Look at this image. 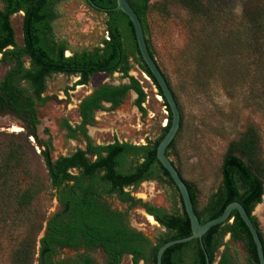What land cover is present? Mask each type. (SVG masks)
<instances>
[{
  "label": "trees",
  "instance_id": "16d2710c",
  "mask_svg": "<svg viewBox=\"0 0 264 264\" xmlns=\"http://www.w3.org/2000/svg\"><path fill=\"white\" fill-rule=\"evenodd\" d=\"M59 1L62 0H0V63L10 64V68L0 78V111L10 112L17 120H21L27 134L31 135L40 147L39 157L45 162L47 175L54 190L53 196L58 205L45 216L38 231L31 237L27 236L22 242L21 239L18 241L19 246L12 252L10 264H96L92 254L95 248H100L104 253L102 264H119L124 254L131 255L132 264H140V260L141 264H157L156 252L161 244L191 233L188 216L182 205L180 211L168 212L161 206L133 197L130 192L124 191L123 187H135L143 180L153 179L170 183L179 196L168 172L156 157L157 144L171 124L170 109L139 55L130 19L121 10L114 9L116 0H92L105 8L103 11L106 13L107 37L101 40L100 46L72 52L70 55H65L68 49L66 41L56 39L53 31V21L58 16L55 5ZM180 1L185 8L202 12L216 0ZM128 2L141 21L146 44L155 60L147 37L149 0ZM253 8L243 5L245 26L234 32V36L241 39V49L233 55L242 60L240 66L245 75L250 74L248 77L244 76L243 82L240 83L255 89L258 85L264 96V0L258 1ZM18 12H22L21 46L15 41L11 25V16ZM235 45L231 44L230 48H235ZM222 48L221 44L215 45L221 69L225 71L227 57ZM246 55L251 59L250 62L245 61ZM24 56L28 58V66L24 64ZM132 61L147 74L162 97L167 111L166 124L156 139L144 144L118 140L93 144L84 125L92 122L93 110L101 107V100L110 102L111 108H114L123 101L129 91H133L136 94L137 108L142 114L146 113L142 105L146 98L144 90L139 81L129 74ZM97 72H119L126 81L115 85L99 84L81 99L78 103L81 123L76 129L80 130L86 142L85 148H76L69 154L54 158L52 136H41L38 128L41 122L38 108L43 106L48 98L44 95L46 78L54 73L77 75L76 84H87L90 77ZM161 72L171 88L164 72ZM172 93L180 112V129L182 113L173 90ZM60 126L67 129V138L77 137L76 130L67 120L62 119ZM24 139L31 148L27 137ZM173 145L174 138L166 149L168 157ZM20 150L21 146H8L0 153V180L8 179L11 183L5 194L12 200V211L16 214L21 210V205L26 206L32 199L28 190L21 193L15 189L12 192V186L16 185L12 184L16 182L14 177L16 172H19L18 169H21ZM88 153L95 155V159H89L86 156ZM72 167L78 168L79 173H71L69 169ZM175 168L179 172L176 166ZM262 177L257 134L252 127H247L239 138L229 142L221 163L219 185L208 196L201 209L196 207L197 199L193 187L186 181L185 183L194 212L201 223L218 216L229 202L241 203L257 228L264 250V240L258 222L252 215L253 208L261 202L264 193ZM112 194L121 203L127 204L128 208L136 205L143 207L165 229L164 236L153 242L142 231L130 227L128 209L112 207L107 201ZM11 220L18 221V218L12 214ZM225 234L229 235L230 240H241L248 253L249 263L259 264L252 236L235 209L231 211L228 220L210 227L203 233L201 240L194 238L167 247L162 253L161 262L206 264L205 250L210 264H213L215 253L223 244ZM64 248L72 250V253L62 255ZM235 259L233 248L225 243L215 264H233Z\"/></svg>",
  "mask_w": 264,
  "mask_h": 264
},
{
  "label": "rangeland",
  "instance_id": "374dc122",
  "mask_svg": "<svg viewBox=\"0 0 264 264\" xmlns=\"http://www.w3.org/2000/svg\"><path fill=\"white\" fill-rule=\"evenodd\" d=\"M258 1L262 0H216L207 10L194 12L185 8L180 0H149V44L182 113V126L174 136L169 158L184 181L193 187L198 210L219 185L221 163L229 142L239 138L247 127H252L257 134L264 182V96L258 85L255 89L240 83L244 76L250 74L245 75L240 66L242 60L233 55L241 49V39L235 37L234 32L245 26L243 5L254 9ZM55 9L58 16L53 21V31L56 39L66 41V54L91 50L100 46L101 40L106 38V13L93 8L86 0H62L56 3ZM11 25L15 41L21 46L22 12L11 16ZM216 44H221L226 53L225 71L218 61ZM231 44H236L235 48H230ZM23 59L28 66V58L24 56ZM245 61H251L248 55ZM9 68L10 64L0 63V78ZM129 74L139 81L144 90L146 98L142 105L146 113L142 114L137 108L133 91H129L117 107L111 108L109 103H103V109L95 111L92 125L87 126L90 137L96 143L118 140L144 144L156 139L162 132L167 111L156 86L133 61ZM77 80V75L62 73L46 78L44 95L48 98L38 108V113L43 127L52 136L53 156L69 154L75 148L84 146L81 141L67 139L59 121L79 122L78 103L83 96L99 84H118L125 82L126 78L119 72H97L87 84H76ZM39 132L43 135L42 130ZM25 137L31 148L27 146ZM17 145L21 146L22 163L14 177L16 182L12 184L16 185L12 186V192L15 189L21 193L28 190L32 199L26 206L21 205L17 214L13 213L12 200L5 194L11 183L8 179L0 180V264H10L11 254L19 246L18 241L21 239L22 242L38 231L45 216L58 206L45 162L39 157L40 147L12 113L0 111V153L8 146L15 148ZM125 189L135 198L161 206L168 212L181 210L177 191L168 182L150 179ZM111 202L114 206L121 205L116 199ZM12 214L17 216L18 221L11 220ZM252 215L264 240V193L261 202L253 208ZM129 218L132 227L141 230L153 242L165 234V229L149 219L139 205L129 209ZM42 231L43 227L40 233ZM222 243L215 253L213 264L225 243L234 250L236 259L233 264H250L241 240H230L225 234ZM70 253L71 250L62 249V255ZM92 254L96 264L103 263L101 249L95 248ZM120 264H132L131 256L123 255Z\"/></svg>",
  "mask_w": 264,
  "mask_h": 264
},
{
  "label": "water",
  "instance_id": "95a60500",
  "mask_svg": "<svg viewBox=\"0 0 264 264\" xmlns=\"http://www.w3.org/2000/svg\"><path fill=\"white\" fill-rule=\"evenodd\" d=\"M87 2L95 9L99 10H105V8L98 6L97 4L93 3L92 0H87ZM114 9H119L122 12H124L128 18L130 19L136 42H137V47L139 51V55L142 58V61L144 62L145 66L149 70L150 74L152 77L155 79L162 95L163 98L165 99L171 113V124L166 131V133L162 136V138L159 140L157 147H156V157L158 161L161 163V165L166 169L168 172L171 181L173 182L174 186L177 188L179 192V198L181 205L186 212L189 223H190V229L191 233L187 236L180 237V238H175L168 240L161 244L156 252V263L157 264H162L161 262V256L163 251L176 243H181L185 241L192 240L194 238H198L201 240V237L203 233H205L210 227L220 224L226 220L229 219L230 213L233 209H235L242 220L244 221L245 225L247 226L253 242L255 244V250H256V255L258 259L259 264H264V250H263V243L261 241V238L258 234L257 228L254 225V223L251 220L250 215L246 212L245 208L242 206L241 203L238 201H231L228 204L225 205L224 209L222 212L214 217L211 218L203 223L199 221V218L197 217L196 213L194 212L193 209V204L190 198V194L187 188V185L183 178L180 176L179 172L175 168L173 162L171 159L167 156L166 154V149L171 142V140L174 138L179 125H180V112L176 103V100L173 96L172 90L169 87L164 75L162 74L159 66L157 65L156 61L154 60L153 56L150 54L148 46L145 41V35L144 31L142 28L141 21L137 15V13L134 11L132 6L129 4L128 0H116V5ZM160 96V95H159ZM161 97V96H160ZM162 99V97H161ZM149 215V214H148ZM151 216V215H150ZM153 218V217H152ZM154 220V219H153ZM231 221V220H230ZM42 235V232L41 234ZM201 242V241H200ZM201 246L203 248V245L201 243ZM204 250V248H203ZM205 258H206V264H210L208 255L204 250Z\"/></svg>",
  "mask_w": 264,
  "mask_h": 264
},
{
  "label": "flooded vegetation",
  "instance_id": "af4514ba",
  "mask_svg": "<svg viewBox=\"0 0 264 264\" xmlns=\"http://www.w3.org/2000/svg\"><path fill=\"white\" fill-rule=\"evenodd\" d=\"M107 37V36H106ZM68 50V49H67ZM66 50V51H67ZM66 51H65V55H68V54H66ZM70 55V54H69ZM109 84H113V83H109ZM115 85V84H114ZM96 87V86H95ZM92 90H93V88H92ZM91 90V91H92ZM91 91L89 92V93H91ZM88 93V94H89ZM129 93V92H128ZM127 93V94H128ZM88 94H86V95H88ZM85 95V96H86ZM84 97V96H83ZM82 97V98H83ZM81 98V99H82ZM81 99H80V101H81ZM79 101V102H80ZM103 103H109L110 104V107H111V103L110 102H108V101H105V100H101V102H100V104H101V107H99V108H95L94 110H93V113H92V116H93V120H92V122L94 121V113H95V111L96 110H99V109H103ZM122 103V102H121ZM117 107V106H116ZM78 111H79V109H78ZM79 116H80V114H79ZM20 123H21V120H18ZM40 124L38 125V128L40 129V131L42 130V134L43 135H45V138H48V135H51L49 132H48V129L46 128V127H43V123H42V120L40 119ZM60 122H61V120L59 121V126H60ZM92 122L90 123V124H85L84 125V127H85V129H86V134L90 137V135H89V133H88V131H87V126H90V125H92ZM69 123V122H68ZM80 123H81V116H80V121L79 122H77V123H75V124H71V123H69L70 124V126L73 128V129H75L76 130V135H77V137H69V138H67L66 137V134L68 133V131H67V129L66 128H64V127H62V126H60L61 128H63L64 130H65V137L67 138V139H75V140H78V141H81V142H83V147H77V148H82V149H84L85 148V144H86V142H85V140L83 139V136L80 134V130L79 129H76L79 125H80ZM166 124V122L163 124V126ZM42 127H43V129H42ZM46 132H48L49 134H47ZM42 136V135H41ZM91 138V137H90ZM92 139V138H91ZM53 141V140H52ZM114 141V140H113ZM112 142V141H111ZM128 142V141H127ZM92 143L93 144H99V143H96V142H94L93 140H92ZM108 143H110V142H108ZM103 144V143H102ZM105 144V143H104ZM76 149V148H75ZM74 149V150H75ZM53 150H54V145H53ZM73 150V151H74ZM72 151V152H73ZM61 155H63V154H61ZM66 155V154H65ZM53 156V155H52ZM59 155H57V156H53L54 158H57ZM89 159H91V160H94L95 159V155H91V154H87L86 155ZM70 170V172L71 173H73V174H77V173H79V169L78 168H76V167H72V168H70L69 169ZM143 181H145V180H143ZM143 181H141V182H143ZM140 182V183H141ZM139 183V184H140ZM129 186H131V187H133V185H128V186H124L123 187V190L124 191H127L125 188L126 187H129ZM127 192H129V191H127ZM134 197V196H133ZM112 199H116L121 205L120 206H114V204L111 202V200ZM107 201L112 205V207H117V208H123V209H128V224H129V226L130 227H132V225L130 224V218H129V209L130 208H128V205L127 204H125V203H121L116 197H115V195L114 194H112V196L111 197H108L107 198ZM134 207V206H133ZM132 208V207H131ZM142 209H143V207H141ZM144 210V209H143ZM145 211V210H144ZM146 212V211H145ZM146 214H148L147 212H146ZM150 215V214H149ZM133 228V227H132ZM134 229H136V228H134ZM136 230H138V229H136ZM141 231V230H140ZM64 249H67V250H69L68 248H64ZM100 249V248H99ZM72 251V250H71ZM102 251V250H101ZM125 255V254H124ZM123 256V255H122ZM131 256V255H130ZM94 257V256H93ZM122 258V257H121ZM121 261V260H120ZM132 261V260H131ZM139 263L141 264L142 263V260H140L139 261ZM120 264V263H119Z\"/></svg>",
  "mask_w": 264,
  "mask_h": 264
},
{
  "label": "bare ground",
  "instance_id": "6f19581e",
  "mask_svg": "<svg viewBox=\"0 0 264 264\" xmlns=\"http://www.w3.org/2000/svg\"><path fill=\"white\" fill-rule=\"evenodd\" d=\"M147 217H148L149 219H152V220H153L152 216H150V215H148V214H147Z\"/></svg>",
  "mask_w": 264,
  "mask_h": 264
},
{
  "label": "crops",
  "instance_id": "0c3cea01",
  "mask_svg": "<svg viewBox=\"0 0 264 264\" xmlns=\"http://www.w3.org/2000/svg\"><path fill=\"white\" fill-rule=\"evenodd\" d=\"M19 13V12H18Z\"/></svg>",
  "mask_w": 264,
  "mask_h": 264
}]
</instances>
